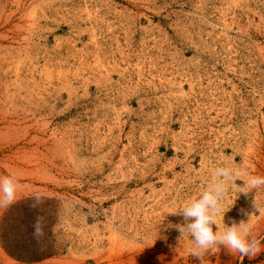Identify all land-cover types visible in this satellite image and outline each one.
<instances>
[{
    "label": "rangeland",
    "instance_id": "374dc122",
    "mask_svg": "<svg viewBox=\"0 0 264 264\" xmlns=\"http://www.w3.org/2000/svg\"><path fill=\"white\" fill-rule=\"evenodd\" d=\"M223 164L264 176V0H0V264H264V186L253 257L174 227Z\"/></svg>",
    "mask_w": 264,
    "mask_h": 264
},
{
    "label": "clouds",
    "instance_id": "9594fccd",
    "mask_svg": "<svg viewBox=\"0 0 264 264\" xmlns=\"http://www.w3.org/2000/svg\"><path fill=\"white\" fill-rule=\"evenodd\" d=\"M244 176H247V179L243 181L242 186L238 185L237 180ZM233 185L237 187L239 195H247L250 191L264 186V176L251 175L228 164L217 166L211 170V182L202 195L175 213L181 215L184 222L174 227L181 237L187 234L193 241V257L201 260L206 251L219 246H224L231 254L239 253L242 257H253L260 252L259 241L249 238L251 216L247 222L231 219V226H225L223 231L220 229L218 220L222 219L224 223L225 213L230 210L224 208L225 195ZM19 188L20 183L14 175L0 177V209L7 210L18 202ZM43 203L42 197L35 195L29 207L36 210L41 208ZM214 226L216 231L213 230ZM32 227L33 238L39 243L46 236V218L37 215Z\"/></svg>",
    "mask_w": 264,
    "mask_h": 264
}]
</instances>
